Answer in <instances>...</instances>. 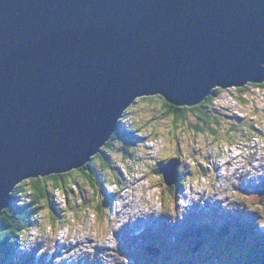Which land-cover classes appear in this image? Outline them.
<instances>
[{
    "label": "water",
    "instance_id": "obj_1",
    "mask_svg": "<svg viewBox=\"0 0 264 264\" xmlns=\"http://www.w3.org/2000/svg\"><path fill=\"white\" fill-rule=\"evenodd\" d=\"M250 83L264 0H0V217L25 181L86 167L138 99Z\"/></svg>",
    "mask_w": 264,
    "mask_h": 264
},
{
    "label": "rangeland",
    "instance_id": "obj_2",
    "mask_svg": "<svg viewBox=\"0 0 264 264\" xmlns=\"http://www.w3.org/2000/svg\"><path fill=\"white\" fill-rule=\"evenodd\" d=\"M220 90L203 109L219 119L215 137L197 113L175 122L163 98L138 99L103 152L111 172L101 158L92 162L105 185L96 177L93 190L76 170L80 188L52 190L55 211L41 203L36 228L18 237L13 263L264 264V87ZM257 186L261 192L250 196ZM152 244L159 256L146 253Z\"/></svg>",
    "mask_w": 264,
    "mask_h": 264
},
{
    "label": "trees",
    "instance_id": "obj_3",
    "mask_svg": "<svg viewBox=\"0 0 264 264\" xmlns=\"http://www.w3.org/2000/svg\"><path fill=\"white\" fill-rule=\"evenodd\" d=\"M256 87H264L263 85H256ZM238 92H245V88H238ZM219 90H215L214 93L207 98L200 106L196 107H176L171 104H168L165 100V115L170 116L172 115L174 117L175 122L179 121H185L189 114L197 113L199 117V121L201 120L202 125L206 126L207 128H210L208 132L211 134V136L215 137L217 133V125H214L213 123L219 124V119H217L213 112H205L203 110L206 108V105L212 104L215 96ZM162 98V97H160ZM148 99V98H145ZM237 127L232 128L231 130L233 132H236ZM245 128V127H244ZM196 129L198 131L203 132L204 128H200L196 126ZM254 128L251 127L250 130H253ZM252 132V131H251ZM237 133V132H236ZM235 136L237 134H234ZM116 136V135H115ZM117 136H120L121 139H123L122 134L119 133ZM133 137V136H132ZM232 140V139H231ZM233 141V140H232ZM231 141V142H232ZM107 148H112L111 142H108L104 148L102 149V153L96 155L90 163L84 167L83 169L79 170L82 172L84 179L89 183L90 187L93 190H96L95 184L93 182H97L96 177L94 176V170L90 169L92 167V162L96 161L97 158H101L102 163H104L103 167H109L105 168L107 173H110L111 166L108 161L105 160V156L103 154L104 150ZM88 171L91 172L88 173ZM75 171H72L68 174L64 175H53L47 178H39V179H32L25 181L22 185L16 187V190L13 194V201L8 209H6L3 212V215L0 217V264H13V260L17 257V253L14 251L16 245L18 244V237L21 235H25L30 231H33V229L36 228L35 222L37 221V218L39 217L41 213V203H46L49 209L55 211L52 208V198H53V191H67L68 185H73L75 187H79L77 184V181L74 180L73 174ZM161 173V172H160ZM98 178V177H97ZM100 180V182H99ZM98 183H101V186L105 185V180L102 178H98ZM53 186V188H51ZM26 188H28V195L26 194ZM80 188V187H79ZM53 190V191H52ZM259 193V190L256 189L253 195H257ZM250 194V196L252 195ZM28 198V200H22L24 202V205H20L19 202V196H24ZM254 198V196H253ZM260 198V197H259ZM257 198L255 203L253 205H256ZM30 200V201H29ZM176 199L174 198V201ZM264 207V206H263ZM97 211H100V204H97L95 206ZM24 259V257H23ZM32 261V258H31Z\"/></svg>",
    "mask_w": 264,
    "mask_h": 264
},
{
    "label": "bare ground",
    "instance_id": "obj_4",
    "mask_svg": "<svg viewBox=\"0 0 264 264\" xmlns=\"http://www.w3.org/2000/svg\"><path fill=\"white\" fill-rule=\"evenodd\" d=\"M222 90H223V89H222ZM212 94H213V92L210 94V96H211ZM210 96H208L207 98H209ZM207 98H206V99H207ZM206 99H205V100H206ZM205 100H204V101H205ZM171 104H172L173 106H177V105H175L174 103H171ZM178 107H185V105H184V106H183V105H180V106H178ZM189 108H190V107H189ZM166 170H167V174L170 173L169 168H166ZM240 174H242V173H240ZM256 189L259 190V193L261 192V191H260V188H255V190H256ZM252 191H254V190L252 189ZM255 195H256V194H255ZM176 200H177V199H176ZM176 200H175V202H176ZM113 203H114V201H113ZM108 209H109V208H108ZM222 211H223V210H222ZM135 214H137V213H135ZM220 215H221V214H220ZM222 215H223V214H222ZM140 217H141V216H140ZM144 220H145V219H143L142 221H139V222H137V223L140 224V223L144 222ZM201 225H202V224H201ZM134 226H135V228H136V224H135ZM196 226H197V225H196ZM129 227H130V226H129ZM202 227H203V226H202ZM206 227H207V226H206ZM208 227H209V226H208ZM208 227H207V228H208ZM131 228H132V227H131ZM207 228H206V229H207ZM215 228H216V227H215ZM218 228H219V227H218ZM209 229H210V228H209ZM213 229H214V228H213ZM148 232H152V230H149ZM153 232H154V233H157L156 231H153ZM208 233H209V232H208ZM168 236H171V235H167V237H168ZM175 242H176V241H175ZM176 243H177V242H176ZM157 246H158V245H157ZM162 246H163V245H162ZM148 248H149V247H148ZM148 248H147V252H146L147 254H148V252H149V251H148ZM171 250L173 251V249H171ZM100 251H101V250H100ZM101 252H102V251H101ZM16 253H17V252H16ZM98 254H99V252H98L96 255H98ZM102 254L105 255V253H103V252H102ZM16 255L18 256V254H16ZM156 256H157V255H150V257H156Z\"/></svg>",
    "mask_w": 264,
    "mask_h": 264
},
{
    "label": "clouds",
    "instance_id": "obj_5",
    "mask_svg": "<svg viewBox=\"0 0 264 264\" xmlns=\"http://www.w3.org/2000/svg\"><path fill=\"white\" fill-rule=\"evenodd\" d=\"M250 84H251V83H250ZM263 84H264V83H263ZM263 84H259V85H263ZM253 85H255V84H253ZM244 88H245V87H244ZM231 89H232V88H231ZM237 89H238V88H237ZM215 90H219V92L221 91L220 89H215ZM215 90H214V91H215ZM214 91H213V93H214ZM219 92H218V93H219ZM218 93H217V94H218ZM157 97H160V96H157ZM149 98H150V97H149ZM137 101H138V100H137ZM137 101H136V102H137ZM136 102H135V103H136ZM135 103H134V104H135ZM132 106H133V105H132ZM132 106H131V107H132ZM199 106H200V105H199ZM131 107H130V108H131ZM128 110H129V109H128ZM128 110H127L126 112H128ZM124 115H125V114H124ZM244 127H245V126H243V129L246 130V127H245V128H244ZM253 128H254V127H253ZM231 129H232V128H231ZM250 129H251V127H250ZM234 134H236V132L233 133V131L230 130L229 135H230V137H232L231 139L233 140V141H232V140L230 139V142L232 141V143H234V139H235L234 137H236ZM103 148H104V147H103ZM103 148H102V149H103ZM101 153H102V152H101ZM93 158H94V157H93ZM93 158H92V159H93ZM80 170H81V169H80ZM20 185H22V184H20ZM20 185H19V186H20ZM17 187H18V186H17ZM258 187H259V186H257L256 188H258ZM53 189H54V188H53ZM15 190H16V189H15ZM14 192H15V191H14ZM14 192H13V194H14ZM248 193H249V194H252L253 192H252V193L248 192ZM13 194H12V197H13ZM12 201H13V199H12ZM113 201H115V200H113ZM113 201H111V204L113 203ZM11 203H12V202H11ZM40 214H41V213H40ZM33 230H34V229H33ZM31 232H32V231H31ZM23 236H24V235H21V236H19V237L21 238V237H23ZM155 245H156V244H155ZM156 249L158 250V252H159V254H160L159 247H157Z\"/></svg>",
    "mask_w": 264,
    "mask_h": 264
}]
</instances>
